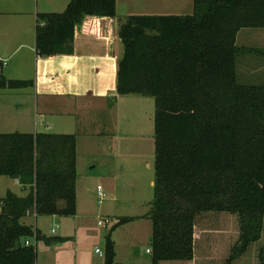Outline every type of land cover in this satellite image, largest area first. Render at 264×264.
<instances>
[{"label":"trees","instance_id":"1","mask_svg":"<svg viewBox=\"0 0 264 264\" xmlns=\"http://www.w3.org/2000/svg\"><path fill=\"white\" fill-rule=\"evenodd\" d=\"M192 3L190 15H131L117 30V94L155 103L151 264H195L202 216L236 220L224 264H240L257 244L254 264H264V84H239L236 75L245 50L236 46L237 33L264 29V0ZM115 11L116 0H70L61 13H38L36 55L71 54L84 17L114 19ZM30 84L0 71V89ZM75 160L73 134L0 133V176L28 190L0 198V264H35L33 240L59 241L22 219L75 215ZM129 220L105 236L103 264H114L110 234Z\"/></svg>","mask_w":264,"mask_h":264},{"label":"rangeland","instance_id":"2","mask_svg":"<svg viewBox=\"0 0 264 264\" xmlns=\"http://www.w3.org/2000/svg\"><path fill=\"white\" fill-rule=\"evenodd\" d=\"M29 1L30 8H38L40 13L45 12L42 10L61 13L65 7L58 6V2L68 3L70 0H57L58 4H54V0ZM192 11V0H116V33L119 25L131 15L186 16ZM249 29L240 32L236 41L238 47L250 45L249 39H241L242 35L250 33ZM32 38L30 33L28 39L31 41ZM246 49L236 59L237 82L243 85L264 84V56L248 54ZM121 97L123 100L114 104L110 112L114 115L116 127L110 131L113 133L110 136H114L111 156L99 153L97 147L103 144L100 142L97 147L95 143L86 149L79 158L75 213L79 215L76 218L36 216L26 219V224L37 229L42 236L64 238L59 247L49 251L42 248V240H33L35 264H103V256L95 250L104 253L105 236L119 218L130 220L110 234L115 250L114 264H151V255L146 251L150 250L152 232L148 212L154 197V187L149 182H154L155 103L149 96ZM0 112H3L1 105ZM1 118L0 115V122ZM1 130L4 129L0 127ZM103 152L106 151L103 149ZM110 170L115 174V180L110 178ZM97 187L105 195L100 202ZM8 190L22 196L14 179L0 176V198ZM101 220H108V223L99 226ZM197 227L201 230L198 235L202 243L200 251H196L195 264H224L229 248L237 239L235 218H226L222 222L221 219L202 216L197 220ZM62 234L69 237L65 239ZM260 245H255L240 264H254Z\"/></svg>","mask_w":264,"mask_h":264},{"label":"crops","instance_id":"3","mask_svg":"<svg viewBox=\"0 0 264 264\" xmlns=\"http://www.w3.org/2000/svg\"><path fill=\"white\" fill-rule=\"evenodd\" d=\"M54 1V4L59 3L58 6L68 4ZM42 11L55 13L47 11L56 10ZM38 13V8H30L29 0L0 1V59L5 61V65L0 63V71L7 80L31 83L20 89H0L3 108L0 127L4 129L0 133L73 134L78 179L81 153L93 144L96 143L97 147L103 142L97 147L99 153L111 156V147H114V136H110L113 135L110 131L115 127V119L110 112L114 104L124 98L116 92L117 63L122 56V44L117 37L114 19L84 17L75 27L71 54L38 57L34 42ZM242 30L247 29L237 33L236 41ZM249 30L250 33L242 35L241 39H249L250 45L239 48L252 49V54L264 56V29ZM30 33L31 41L28 39ZM111 170L110 178L115 180ZM14 182L25 196L28 190H23L16 180ZM149 184L152 186L154 182L151 180ZM75 190L77 212V180ZM28 217L36 218L27 215L22 221L26 223ZM61 237L66 239L69 236L62 234ZM56 239L59 241L50 245L43 243L42 248L49 251L59 247L64 238Z\"/></svg>","mask_w":264,"mask_h":264},{"label":"built area","instance_id":"4","mask_svg":"<svg viewBox=\"0 0 264 264\" xmlns=\"http://www.w3.org/2000/svg\"><path fill=\"white\" fill-rule=\"evenodd\" d=\"M0 63H2L3 65H5V61H3L2 59H0ZM97 197H98V200L99 202L102 201L104 198H105V195L102 193L101 191V188L100 187H97ZM108 223V220H101L98 222V225L99 226H102L103 224H107ZM52 233L54 232V230L51 231ZM25 245L26 246H29L30 245V242L29 241H25ZM95 252L97 254H99V256H103V254L101 253V251L99 249H96ZM146 252H150V250H147Z\"/></svg>","mask_w":264,"mask_h":264}]
</instances>
